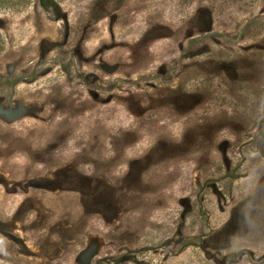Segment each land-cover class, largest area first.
Here are the masks:
<instances>
[{
    "label": "rangeland",
    "instance_id": "rangeland-1",
    "mask_svg": "<svg viewBox=\"0 0 264 264\" xmlns=\"http://www.w3.org/2000/svg\"><path fill=\"white\" fill-rule=\"evenodd\" d=\"M0 264H264V0H0Z\"/></svg>",
    "mask_w": 264,
    "mask_h": 264
}]
</instances>
